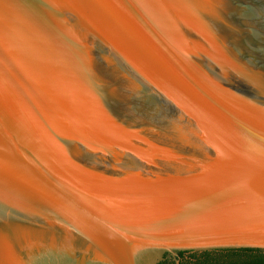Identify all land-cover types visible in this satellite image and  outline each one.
I'll use <instances>...</instances> for the list:
<instances>
[{
    "label": "water",
    "instance_id": "water-1",
    "mask_svg": "<svg viewBox=\"0 0 264 264\" xmlns=\"http://www.w3.org/2000/svg\"><path fill=\"white\" fill-rule=\"evenodd\" d=\"M219 248L264 249V0H0V264Z\"/></svg>",
    "mask_w": 264,
    "mask_h": 264
},
{
    "label": "trees",
    "instance_id": "trees-1",
    "mask_svg": "<svg viewBox=\"0 0 264 264\" xmlns=\"http://www.w3.org/2000/svg\"><path fill=\"white\" fill-rule=\"evenodd\" d=\"M158 264H176L175 261H161ZM182 264H264V249L219 248L193 255Z\"/></svg>",
    "mask_w": 264,
    "mask_h": 264
},
{
    "label": "flooded vegetation",
    "instance_id": "flooded-vegetation-1",
    "mask_svg": "<svg viewBox=\"0 0 264 264\" xmlns=\"http://www.w3.org/2000/svg\"><path fill=\"white\" fill-rule=\"evenodd\" d=\"M205 251H209V250H183V251H176L175 254H167L165 257V260H168L169 262H173L175 261L176 264H182L183 261H185V259L195 255H199ZM164 260V261H165ZM179 260V263L176 261Z\"/></svg>",
    "mask_w": 264,
    "mask_h": 264
},
{
    "label": "rangeland",
    "instance_id": "rangeland-1",
    "mask_svg": "<svg viewBox=\"0 0 264 264\" xmlns=\"http://www.w3.org/2000/svg\"><path fill=\"white\" fill-rule=\"evenodd\" d=\"M170 254H172V253H170ZM166 257V256H165ZM165 257H164V259L162 260V261H164L165 260Z\"/></svg>",
    "mask_w": 264,
    "mask_h": 264
}]
</instances>
